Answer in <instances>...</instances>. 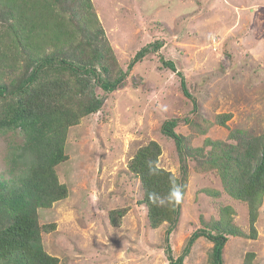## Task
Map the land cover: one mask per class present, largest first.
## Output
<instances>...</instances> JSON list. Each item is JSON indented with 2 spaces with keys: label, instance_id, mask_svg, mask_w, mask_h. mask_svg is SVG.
<instances>
[{
  "label": "rangeland",
  "instance_id": "1",
  "mask_svg": "<svg viewBox=\"0 0 264 264\" xmlns=\"http://www.w3.org/2000/svg\"><path fill=\"white\" fill-rule=\"evenodd\" d=\"M78 42L110 48L103 79L125 76L113 92L89 82L84 94L58 102L75 111L93 93L103 103L67 128L66 160L54 167L67 196L36 215L41 227L53 226L41 232L44 252L57 264H170L167 247L175 263L190 237L207 231L226 239L222 264H264V196L251 239L247 205L224 192L211 167L264 135V0H0V86L18 87L45 55L60 69ZM147 46L156 48L136 59ZM167 120L176 121L178 145L163 133ZM23 142L19 130L0 131L1 181L21 172L14 159ZM151 142L160 147L158 168L181 179L186 167L174 228L150 227L129 171ZM2 212L0 229L10 223ZM228 219L239 236L224 230ZM212 249L201 235L180 264H212Z\"/></svg>",
  "mask_w": 264,
  "mask_h": 264
},
{
  "label": "trees",
  "instance_id": "2",
  "mask_svg": "<svg viewBox=\"0 0 264 264\" xmlns=\"http://www.w3.org/2000/svg\"><path fill=\"white\" fill-rule=\"evenodd\" d=\"M79 44L70 46L74 59L61 60L60 69L52 65L53 58L45 55L32 61L29 75L18 87L14 84L0 86V99L4 103L3 109H0V131L19 130L24 138L23 145L17 149L16 158H13L14 162L23 161L21 172L11 175L6 181L0 180V206L4 207L0 209L3 210L2 214L10 216V223L0 229V264H57V259L44 252L41 245V232L53 229V226L41 227L37 221V210L48 209L53 203L66 198V187L58 183L54 167L66 160L63 150L67 128L76 124L81 117L98 111L103 103L93 93H87L83 101H78V109L75 111L72 108L62 109L58 102L66 97L74 98L84 94L89 82L98 84L103 92L109 93L122 86L124 81L125 74L112 80L103 79L108 72L105 53L110 59L113 58L110 48L103 51L100 45L87 47ZM149 48L156 47L147 46L136 55V59H141ZM169 64L174 70L173 64ZM65 71L71 74L67 79L63 74ZM72 77L77 81L73 85ZM226 117L229 118V115ZM175 122L165 121L162 130L178 145L181 139L173 131ZM205 143L208 144L209 140ZM244 146L241 148L242 153L237 152L231 156V160L226 157L219 163L214 161L211 167L217 169L221 176L224 192L247 205L249 238L255 239L257 210L264 196V135L249 139ZM159 156L160 147L151 142L137 151L129 164V171L140 181L143 191L141 202L147 207L150 227L156 229L165 223L174 228L180 216L181 202L174 206L157 207L149 201L148 193L155 191L166 194L171 180L175 179L182 185L184 196L186 167L182 168V178L178 179L172 173L158 168ZM149 161L153 162L159 175L148 174ZM229 214V209L224 210L223 216ZM122 215L121 212L120 217ZM111 221L115 223L113 218ZM228 221L230 219L223 221L224 230L226 227L230 235L239 236V232L229 229ZM217 230L222 231L220 228ZM171 231L168 229L165 233L166 243ZM201 235L213 242L212 264H222V249L226 239L222 233L213 235L207 231L194 233L175 263L167 247L170 264H180L190 246Z\"/></svg>",
  "mask_w": 264,
  "mask_h": 264
},
{
  "label": "clouds",
  "instance_id": "3",
  "mask_svg": "<svg viewBox=\"0 0 264 264\" xmlns=\"http://www.w3.org/2000/svg\"><path fill=\"white\" fill-rule=\"evenodd\" d=\"M148 174L151 176L159 175L157 168L154 166L153 162L148 163ZM183 198V188L182 185L172 179L170 182L169 190L166 194H160L155 191L148 193L149 201L157 207H167L174 206L181 202Z\"/></svg>",
  "mask_w": 264,
  "mask_h": 264
}]
</instances>
